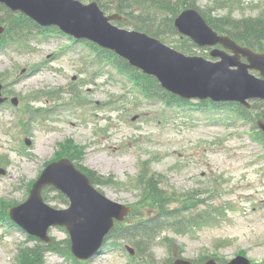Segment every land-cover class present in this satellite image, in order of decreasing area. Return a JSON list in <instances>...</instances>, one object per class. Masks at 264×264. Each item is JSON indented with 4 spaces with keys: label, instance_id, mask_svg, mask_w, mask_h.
I'll return each mask as SVG.
<instances>
[{
    "label": "rangeland",
    "instance_id": "1",
    "mask_svg": "<svg viewBox=\"0 0 264 264\" xmlns=\"http://www.w3.org/2000/svg\"><path fill=\"white\" fill-rule=\"evenodd\" d=\"M224 1L228 7L217 16L230 12L236 18H264V0H238V7ZM116 3L107 1L108 14L117 12ZM213 3L197 0L204 10ZM89 54L87 47L71 45L66 37L33 41L25 51L15 45L0 49L5 92L20 100L19 108L0 107V156L10 159V165H0L7 170L0 177L1 209L25 202L45 165L71 151L87 171L120 182L135 179L143 164L172 197L200 192L206 199L200 209H209L215 219L188 235L166 233L168 246L148 251L149 262L169 264L183 258L195 264H225L243 256L251 264H264V149L252 139L253 126L205 124L200 114L187 116L150 104L142 95L130 93L131 86L109 66L102 74L96 72L85 61ZM195 54L206 57L207 52ZM23 69L35 72L24 75ZM40 108L43 116L36 123L28 112ZM26 138L32 141L30 147ZM98 188L115 202L140 208L146 217L157 211L139 204L137 190ZM46 197L54 208L66 207L55 192ZM177 207L173 204L170 209ZM50 236L62 245L69 238L59 228H52ZM29 241L16 226L0 220V264H17L20 246ZM30 245L38 252L34 242ZM116 245H107L88 264H147L124 250L127 245L135 248L128 241ZM35 258L21 255V264H32ZM40 260V264H75L59 254L48 253Z\"/></svg>",
    "mask_w": 264,
    "mask_h": 264
},
{
    "label": "water",
    "instance_id": "2",
    "mask_svg": "<svg viewBox=\"0 0 264 264\" xmlns=\"http://www.w3.org/2000/svg\"><path fill=\"white\" fill-rule=\"evenodd\" d=\"M0 3L13 12L28 16L40 26H57L78 40L87 39L112 50L132 66L156 76L165 89L175 94L186 98L237 101L248 107L247 100H264V80L249 73V70H257L264 76V54H255L230 38L219 36L194 10L183 12L176 20L179 32L201 47L221 44L234 55L215 49L211 55L221 58L215 64L202 57H186L145 33L113 25L112 21L119 22L122 17L117 14L106 16L97 2L85 5L77 0H0ZM4 31L0 27V40ZM242 56L248 59L249 64L241 62ZM171 65H175L182 76H175L168 68ZM2 88L0 83V104L5 101L1 99ZM14 103L17 104L15 100ZM259 126L264 130L263 121ZM4 174L6 172L0 169V175ZM48 187L65 194L71 206L57 210L46 204L43 192ZM130 211V208L100 193L71 160L61 159L44 170L33 185L29 199L13 208L10 216L29 234L46 243L51 242L48 235L51 227L67 229L71 235L73 255L80 260L91 261L99 254L115 221L123 222ZM175 264L190 263L177 261ZM231 264L249 262L240 257Z\"/></svg>",
    "mask_w": 264,
    "mask_h": 264
},
{
    "label": "trees",
    "instance_id": "3",
    "mask_svg": "<svg viewBox=\"0 0 264 264\" xmlns=\"http://www.w3.org/2000/svg\"><path fill=\"white\" fill-rule=\"evenodd\" d=\"M92 1V0H84ZM102 8L107 9L106 0H96ZM116 10L128 18L120 22V26H128L132 29L143 31L149 35L158 37L162 40L176 36L174 19L178 13L187 7L196 6V0H116ZM205 15V13H204ZM207 16V15H205ZM210 24L219 32L230 35L237 41L253 48L261 49L264 45V19L246 18L238 20L232 16L211 17L208 15ZM0 25H6L7 35L6 42L13 41L21 44L29 42L34 35L41 33L42 30L30 19L23 15H16L9 11L5 6L0 5ZM181 49L189 52L186 45L180 46ZM99 61H109L113 63L131 83L137 86V89L150 100L166 99L168 93L162 91L160 84L156 79L145 76L139 71L132 69L129 65L115 57L111 52L98 50ZM102 63V62H100ZM264 105L255 103L254 109ZM233 115L240 119H250L251 116L246 114L244 109H234ZM98 182V181H97ZM102 185H114L123 187L124 183L114 182L112 179L99 181ZM137 189L142 190V202L159 214L147 221L139 220L132 225H121L115 229L110 236L112 239H130L142 255H147L148 250L153 249L157 240L162 237L164 231L168 229L176 233H185L189 229L198 227L204 220L203 215L195 214L203 204V200H197V196H184L183 199H175L164 189L160 188V182L154 175L142 170L134 181ZM62 201L67 202L64 196L59 195ZM179 201L181 206L170 209L173 202ZM197 201V202H195ZM192 205V206H190ZM135 216H141L136 212ZM167 239V238H166ZM165 239V240H166ZM36 241L35 239H33ZM38 244V243H37ZM70 242L66 246L54 241L50 247L37 245L38 252L26 250L23 256L37 257L32 264H40V257L43 253L65 252L69 251ZM43 260V259H42Z\"/></svg>",
    "mask_w": 264,
    "mask_h": 264
},
{
    "label": "bare ground",
    "instance_id": "4",
    "mask_svg": "<svg viewBox=\"0 0 264 264\" xmlns=\"http://www.w3.org/2000/svg\"><path fill=\"white\" fill-rule=\"evenodd\" d=\"M168 68H169V70H171L175 74V76H177V77L182 76L180 73L177 72V68L175 67V65L174 66L171 65Z\"/></svg>",
    "mask_w": 264,
    "mask_h": 264
}]
</instances>
